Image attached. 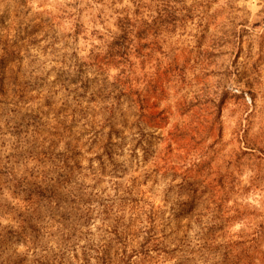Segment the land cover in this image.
<instances>
[{"label":"rangeland","instance_id":"rangeland-1","mask_svg":"<svg viewBox=\"0 0 264 264\" xmlns=\"http://www.w3.org/2000/svg\"><path fill=\"white\" fill-rule=\"evenodd\" d=\"M177 1L183 26L148 28L124 60L128 0H0V264H82L54 225L68 205L134 212L159 239L142 264H211L222 244L264 264V0ZM121 70L142 93L141 138ZM115 102L142 145L118 126L111 164L101 126ZM178 168L215 205L193 201ZM215 207L217 241L201 229Z\"/></svg>","mask_w":264,"mask_h":264},{"label":"trees","instance_id":"trees-1","mask_svg":"<svg viewBox=\"0 0 264 264\" xmlns=\"http://www.w3.org/2000/svg\"><path fill=\"white\" fill-rule=\"evenodd\" d=\"M128 1L132 4V12L128 10V13L126 10H123L127 13L118 17V28L121 32V36L118 39V42H120L118 44V50L122 52L121 56H124V60H128L127 57L129 53H134L135 48L136 50L142 48L143 45H141V41L148 28L155 27L154 25L157 26V24L158 27L172 26L175 28L177 26H183V22L186 20L185 17L188 16V14H186L184 17L182 12L185 6H179L177 0ZM201 21L202 18H199L198 26L202 25ZM245 23L246 20H242L239 25H244ZM125 74L126 71L121 70L116 82L122 86L126 94L130 97L134 94L136 97L134 100L135 102L132 104L133 107L138 109L139 113L134 116L135 122L132 126L135 127L134 129L138 132V134H135L141 138L144 136L142 133V122H144L143 120L146 117L144 115L146 108L144 100L141 97V90L137 85L131 86L129 81L125 78ZM133 87L135 90H133ZM119 106L120 104L115 102L109 107L104 108L108 116L103 117V125L101 126L103 127L101 132L102 144H104V142L109 144L106 147L104 145V152L109 155L108 161L111 164H113V153L119 148V144L113 143V141L126 140L123 131L116 129L118 126L121 127L122 130H129L132 136L131 141L140 142L141 144L142 140L134 138L135 134L131 133L133 128L127 126L129 123L127 120L123 119L122 122L115 118L116 112H120ZM120 117H122V114ZM149 145L150 144H148V146ZM167 149H169V145L166 147L165 151ZM146 151L147 150L143 148V152ZM161 160L164 162L163 158H161ZM159 161L160 160L153 159L154 165L159 166ZM162 168L165 170V174H168L169 170L165 167ZM173 169L176 168H172V170ZM178 170H182V168H178ZM192 178H196V175H193ZM180 180V185L191 187L192 195H190V197L193 201L212 202V204L215 205L212 195L201 189L203 187L201 183L191 182L188 170H182ZM131 192V189L127 190L128 194ZM64 208L71 211V217L69 219L63 218V222L57 221L54 225L58 233L63 234V245L67 241L71 244H76L79 253L75 254L74 258L77 259V261L80 260L82 264H88L87 262L91 259L94 261V264H142L146 257H149V261L154 260L155 256L153 257L151 253H155L159 248L157 244L159 243V239L155 236L156 233L153 229L150 227L147 228V225H143L142 220H138V224L133 223L131 218L134 212L128 217L125 216L110 220L105 215V212L100 214V210L97 212L99 218H94L91 207H85L81 214H76L75 209L69 205ZM213 212H215V214H212L211 220H209L210 223H205V226L201 229L209 232L211 239L217 241L219 236L215 235L214 232L217 231L219 227L221 228L220 224L222 218L219 214V208L215 207ZM96 224L98 226H96ZM91 227L96 229L97 234L89 232ZM83 230L86 231L83 232ZM197 234L200 235L201 231H197ZM101 235H104L102 240L103 243H101ZM30 244H34V241H30ZM222 245L219 246L211 256V258H213L211 264H243L242 254L240 252L231 249L222 252ZM156 254L158 255L159 253ZM78 256H80V259ZM63 264H68V262L64 260V257Z\"/></svg>","mask_w":264,"mask_h":264}]
</instances>
